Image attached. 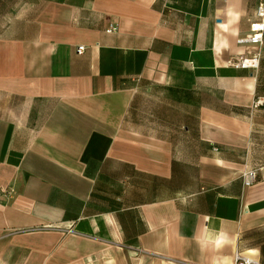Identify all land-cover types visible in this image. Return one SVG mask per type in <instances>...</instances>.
<instances>
[{
	"label": "crops",
	"instance_id": "crops-1",
	"mask_svg": "<svg viewBox=\"0 0 264 264\" xmlns=\"http://www.w3.org/2000/svg\"><path fill=\"white\" fill-rule=\"evenodd\" d=\"M260 2L0 0V264H264Z\"/></svg>",
	"mask_w": 264,
	"mask_h": 264
},
{
	"label": "built area",
	"instance_id": "built-area-1",
	"mask_svg": "<svg viewBox=\"0 0 264 264\" xmlns=\"http://www.w3.org/2000/svg\"><path fill=\"white\" fill-rule=\"evenodd\" d=\"M256 22L251 24V34L246 38L240 40L241 43L250 44L256 46L257 53L249 54L248 57L238 58L233 63L237 68L257 70L260 64L261 50L264 48V2H260L256 9ZM118 31V28L111 26L106 30L108 34H113ZM85 47L78 48V53L83 54ZM263 100L257 102V105L261 104ZM242 180L245 187H251L259 180V173L257 170H249L242 174ZM234 264H262L260 261L244 256L241 253L235 255Z\"/></svg>",
	"mask_w": 264,
	"mask_h": 264
},
{
	"label": "rangeland",
	"instance_id": "rangeland-1",
	"mask_svg": "<svg viewBox=\"0 0 264 264\" xmlns=\"http://www.w3.org/2000/svg\"><path fill=\"white\" fill-rule=\"evenodd\" d=\"M261 151H262V149L257 150V155L262 156Z\"/></svg>",
	"mask_w": 264,
	"mask_h": 264
}]
</instances>
